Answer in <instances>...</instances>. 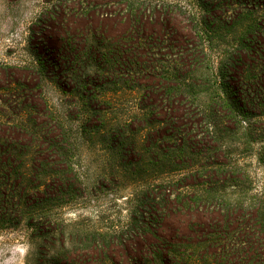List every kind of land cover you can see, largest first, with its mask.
I'll return each instance as SVG.
<instances>
[{
  "label": "rangeland",
  "instance_id": "374dc122",
  "mask_svg": "<svg viewBox=\"0 0 264 264\" xmlns=\"http://www.w3.org/2000/svg\"><path fill=\"white\" fill-rule=\"evenodd\" d=\"M127 1L139 8L130 10L123 0H68L65 5L63 0H0V17L7 18V23H0V137L23 138L13 133V126L32 124L33 117L43 124L46 117L39 110L44 108L56 113L60 124L75 127L83 114L80 101L88 97L93 99L92 111L98 109L122 123L139 106L154 109L159 117L162 106L138 103L132 90L144 83L114 79L104 62L94 66L96 52L127 34L132 19L140 22L145 35L166 36L156 48L155 72L167 74V64L180 56L179 43L193 52L197 60L176 70L181 78L191 77L192 84L185 89L200 99L213 89L220 92L224 86H237V49L242 43L255 45L251 37L258 28L264 41V0H204L206 5L202 0ZM207 5L218 8L206 12ZM199 19L206 24L204 29ZM69 39L80 47L78 81L71 80L72 70L65 60L71 54ZM95 68L110 74L93 82ZM99 90L110 99L93 95ZM32 96L38 100L36 108ZM189 108L198 110L196 103ZM252 111L250 124L216 126L224 136L220 154L214 153L219 144L206 143L189 149L186 162L169 160L175 152L165 138L137 142L134 156L120 160L110 156L103 136L89 138L72 128L67 134L72 142L67 144L72 148L71 180L65 193L41 206L14 200L4 209L0 264H83L76 262L83 253L87 254L81 258L87 260L84 264H158L153 244L161 238L178 243L189 236L191 227L220 222L235 229L240 220L248 222L244 229H255V217L264 220V116H253L260 109ZM129 120L120 126L128 137L139 136L149 127L146 120ZM209 125L202 122L199 129H212ZM29 150L25 147L22 152ZM199 166L206 173L219 168L225 172L210 179L211 193L204 196L214 195L213 201L195 198L201 194L204 178L182 176ZM36 207H42L45 215L27 214ZM255 233L264 258V227ZM192 243L188 240L179 248L189 251ZM193 259L197 264H224L210 253Z\"/></svg>",
  "mask_w": 264,
  "mask_h": 264
},
{
  "label": "trees",
  "instance_id": "16d2710c",
  "mask_svg": "<svg viewBox=\"0 0 264 264\" xmlns=\"http://www.w3.org/2000/svg\"><path fill=\"white\" fill-rule=\"evenodd\" d=\"M63 1V5H65L68 0ZM123 1L130 10L139 8V4L133 7L134 3ZM202 2L203 5H206L204 0ZM208 6L204 8V11L214 12L218 8L213 9L210 5L211 9H208ZM132 24V28L127 34L116 40L114 44L96 52L94 66L99 62H104L111 69L109 71L112 72L114 79L120 82L139 81L144 83L132 90L136 92L138 103H150L153 106L160 104L162 107H160L159 117L155 114L154 109L137 107L135 113H132L127 120H146L149 127L139 136L128 137L124 135L120 127L127 125V120L122 123L101 113L98 109L92 111L89 104L93 99L89 97L80 101L83 114L80 123L75 127L60 124L61 122L56 119L58 117L56 113L48 112L45 108L41 110L37 108L46 117L43 124H38L33 117L31 118L32 124L19 122L13 126V133L21 135L23 138L10 140L8 137H0V214H4V209L14 200L25 206L28 204L41 206L52 199V196L65 193L71 180L68 173L72 169L69 161V152L72 151V148L67 144L71 145L72 142L69 141L67 134L72 133V128L80 131L82 136L88 135L89 138L103 136L108 142L106 148L110 156H116L120 160L134 156L133 153L139 150L136 147L137 142H149L153 139L158 141L165 138L173 143L172 150L175 152L173 157L168 156L169 160L186 162L188 153H191L189 149L193 150L202 144L209 143L211 146L213 143L219 144L214 153L216 155L221 153L224 136L221 128H216V126H220L224 122L235 123L238 121L250 124V112L253 109L261 110V113L253 114V116H264V41L260 39L259 28L253 31L251 37L254 39L255 45L242 43L237 49L239 65H235L234 71L238 82L237 86H224L220 92L213 89L207 94L205 93L203 99H200L185 89L192 84L191 77L181 78L176 70V66L190 65L197 60L193 52L182 43L176 45L181 48L180 56L173 59L172 64H167V74L161 75L154 71V67H156L154 63L156 62L157 45L164 42L166 36L153 33L145 35L144 32H141L139 21L132 19ZM199 24H201V28H205L206 24L202 19H199ZM67 45L71 49V54L65 56V60L72 70L71 80L78 81L79 74L76 68L80 62V47L72 39L67 40ZM87 46L91 47L92 44L89 43ZM97 68L93 71V78L95 77L93 82L110 74L108 70L98 73ZM93 95L103 97L104 100L110 99L109 95L106 98V93L100 90ZM32 100L33 106L36 108L38 100L35 96H32ZM193 103H196L197 111L189 108ZM36 111L35 109L34 113ZM154 117L159 120L156 126L152 124ZM52 118L55 119V124L51 123ZM205 121L210 123L209 126H213L212 129L207 128L205 131L199 129L202 122ZM86 126H89L87 132L85 131ZM24 139L25 141H23ZM118 143L120 145H117ZM25 147L31 150L23 153ZM224 174L225 172L220 168L206 173L199 166L188 170L182 176L184 179L188 177L195 180L204 178V184L200 189L201 194L195 198L198 201L200 198L204 201H213L214 195L204 196L205 193H211L209 190L210 179L220 178ZM161 180L164 178L161 177ZM35 181L36 183L33 185ZM29 184L31 186H28ZM165 186H169V184ZM197 199L192 201L197 203ZM163 201L168 202L169 200L165 197ZM39 208L27 211V214L30 213L29 216L32 217L44 216L42 207ZM151 208L155 212L157 205H152ZM247 223L238 220L235 229H231L229 223L222 224L220 222L191 227L190 234L192 235L189 234L182 241H176L178 243L165 242L161 238L162 241H157L151 248L153 253L158 256H153V259L157 258L158 264H197L193 259L195 255L210 253L214 259L223 261L224 264H264V258H261L262 248L258 243L259 233H255L256 229L260 230L264 227V220L259 216L255 217L254 225L256 227L249 231L243 228ZM194 239L196 241L192 243ZM188 240H191V249L189 251L181 250L179 247ZM85 255L87 254L83 253L82 257ZM81 258L76 259V262L84 264L87 260Z\"/></svg>",
  "mask_w": 264,
  "mask_h": 264
},
{
  "label": "clouds",
  "instance_id": "9594fccd",
  "mask_svg": "<svg viewBox=\"0 0 264 264\" xmlns=\"http://www.w3.org/2000/svg\"><path fill=\"white\" fill-rule=\"evenodd\" d=\"M0 23H7L6 17H0Z\"/></svg>",
  "mask_w": 264,
  "mask_h": 264
}]
</instances>
